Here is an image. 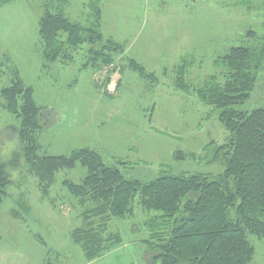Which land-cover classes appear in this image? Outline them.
<instances>
[{
  "label": "rangeland",
  "instance_id": "374dc122",
  "mask_svg": "<svg viewBox=\"0 0 264 264\" xmlns=\"http://www.w3.org/2000/svg\"><path fill=\"white\" fill-rule=\"evenodd\" d=\"M91 4L15 0L0 7V91L16 80L33 89L41 110L38 154L69 156L90 149L104 165L143 183L163 175L221 173V165H206L192 156L202 154L210 142L225 143L229 134L213 108L193 92L174 89L175 68L182 58L194 60L185 77L192 88L211 76L223 83V69L215 60L230 48L254 46L248 32L264 36V0H99L93 6L101 12L102 38L124 48L113 54L114 62H93L90 45L56 63L44 62L38 24L45 10L59 13L65 7L71 22L92 28ZM103 45L93 49L108 50ZM131 60L152 79L140 76ZM258 108H264V69L250 99L234 107L246 113ZM18 131L19 121L0 96V163L19 156L8 171L10 185L0 205V264H151L144 223L158 214L143 213L137 201L131 216L104 226L105 217H85L103 250L100 257L86 260L71 233L84 228L83 213L94 206L73 198L63 185L81 184L86 170L76 164L57 172L44 195L25 164ZM176 153L185 159L177 160ZM248 241L255 251L250 264H264V240L249 236Z\"/></svg>",
  "mask_w": 264,
  "mask_h": 264
},
{
  "label": "trees",
  "instance_id": "16d2710c",
  "mask_svg": "<svg viewBox=\"0 0 264 264\" xmlns=\"http://www.w3.org/2000/svg\"><path fill=\"white\" fill-rule=\"evenodd\" d=\"M13 1L0 0V7ZM52 1L59 5L65 2ZM94 1L92 28L71 22L61 12L45 10L38 24L44 62L56 63L64 56H71L72 51L90 45L91 60L109 65L114 62L113 54L124 50L114 41L102 38L101 12L98 5L93 6L99 0ZM246 36L254 39V46L230 48L215 60V65L223 69V83L211 76L201 86L192 88L185 77L194 60L182 58L175 68L174 89L184 94L193 92L200 103L213 108L229 134L225 143L210 142L202 154L192 156L206 165H221L223 171L216 176L163 175L143 183L126 179L117 168L104 165L99 155L90 149L75 150L69 156H40L37 133L41 128V110L34 103L33 89L16 80L0 91L4 108L19 121L18 138L25 164L38 179L44 195L54 183L57 172L72 170L76 164L86 170L81 184L63 182L73 198L94 206L83 213L84 228L71 233L73 242L84 248L86 260L100 257L103 250L92 224L85 217H105L101 218L104 226L109 220L131 216L137 201L143 213L158 214L144 223L148 233L144 243L151 254V264L252 262L255 251L248 237L264 240V108L246 113L234 107L250 99L257 76L264 69V36L258 38L254 32ZM96 44H104L108 50L95 51ZM130 62L140 76L152 79V74H146L135 61ZM174 157L185 159L182 153ZM18 159L14 154L10 162L0 163V205L10 185L8 171Z\"/></svg>",
  "mask_w": 264,
  "mask_h": 264
},
{
  "label": "crops",
  "instance_id": "0c3cea01",
  "mask_svg": "<svg viewBox=\"0 0 264 264\" xmlns=\"http://www.w3.org/2000/svg\"><path fill=\"white\" fill-rule=\"evenodd\" d=\"M67 3H68V0H65L64 4L67 5ZM84 5H85V4H84ZM65 10H66V9H65V7H64V8H62L61 12H62V14H64V16H65L66 18H68V16H66V14H65ZM80 17H81V16H78L77 18L80 19ZM68 19H69V18H68ZM78 21H79V20H78ZM78 21H72V22H75V23H78V24H80V23L83 24V22H78ZM101 23H102V19H101V22H100V29H101ZM84 24H85V23H84Z\"/></svg>",
  "mask_w": 264,
  "mask_h": 264
}]
</instances>
